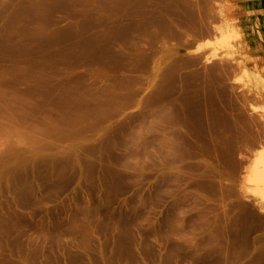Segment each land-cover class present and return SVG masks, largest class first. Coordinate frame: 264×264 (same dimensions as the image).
Here are the masks:
<instances>
[{"label": "rangeland", "instance_id": "374dc122", "mask_svg": "<svg viewBox=\"0 0 264 264\" xmlns=\"http://www.w3.org/2000/svg\"><path fill=\"white\" fill-rule=\"evenodd\" d=\"M234 1L0 0V264H264Z\"/></svg>", "mask_w": 264, "mask_h": 264}, {"label": "crops", "instance_id": "0c3cea01", "mask_svg": "<svg viewBox=\"0 0 264 264\" xmlns=\"http://www.w3.org/2000/svg\"><path fill=\"white\" fill-rule=\"evenodd\" d=\"M243 1L245 4L242 3ZM243 1L242 0H235L234 1L235 4L237 5V12L235 15L236 19H237L236 22L241 27L242 33H243L241 35V38H240V41H241L240 46L242 48L244 47L243 50L247 52L248 62L251 64L250 68L248 70L252 69V70H254V72H256V71L260 72V70L264 71V63H263L264 62V40H263L264 39V37H263L264 36V20H262V18L260 17L259 7H257L255 5V3L258 0H243ZM249 2H250V4H249ZM258 18H260V19H258ZM255 22H257V23H255ZM258 26H259V28H258ZM256 32H258V33H256ZM250 41H251V43H250ZM242 42L243 43L245 42L246 44H243ZM241 43H242V45H241ZM258 44H259V46H258ZM261 45H263V46H261ZM261 47H262V49H261ZM262 105L264 107L263 102H262Z\"/></svg>", "mask_w": 264, "mask_h": 264}, {"label": "bare ground", "instance_id": "6f19581e", "mask_svg": "<svg viewBox=\"0 0 264 264\" xmlns=\"http://www.w3.org/2000/svg\"><path fill=\"white\" fill-rule=\"evenodd\" d=\"M243 1V0H242ZM231 3H233V2H231ZM243 4H245L244 3V1L242 2ZM240 4V3H239ZM242 4V5H243ZM247 4V3H246ZM249 4H250V2H249ZM255 5L257 6V7H259V9H260V17L262 18V20H264V0H258L256 3H255ZM248 6V5H247ZM254 6V5H253ZM242 7V6H241ZM255 8V7H254ZM234 9V8H233ZM224 10V9H223ZM259 15V14H258ZM222 16H220V18H221ZM248 17V16H247ZM228 18V17H227ZM222 19V18H221ZM225 19V18H224ZM258 19H260V18H258ZM257 19V20H258ZM226 21V20H225ZM230 21V20H229ZM226 23H227V21H226ZM255 23H257V22H255ZM224 24V23H223ZM231 24V23H230ZM229 24V25H230ZM240 24V23H239ZM261 24V23H260ZM235 25H237V24H235ZM223 26V25H222ZM228 26V25H227ZM227 26H225V27H227ZM231 26V25H230ZM216 28H217V26H216ZM232 28V27H231ZM231 28H230V30H231ZM234 28V27H233ZM232 28V29H233ZM258 28H259V26H258ZM213 29H215V28H213ZM222 30H223V28H221ZM220 29V30H221ZM236 29V33H238V37H240L241 38V35L243 34L242 33V29H241V27L239 26V25H237V27L235 28ZM256 29V28H255ZM218 30V29H217ZM216 30V31H217ZM222 30L220 31V32H222ZM225 30V29H224ZM227 30V29H226ZM229 31V30H228ZM234 31V30H233ZM219 32V31H218ZM229 33V32H228ZM256 33H258V32H256ZM262 33V32H261ZM220 34V33H219ZM223 34H226L225 32L223 33ZM230 34H231V31H230ZM232 34H235V33H232ZM231 34V35H232ZM229 35V34H228ZM230 35V36H231ZM232 36H234V35H232ZM236 36V35H235ZM220 37V36H219ZM224 37V36H223ZM222 36H221V38H223ZM229 37V36H228ZM245 37V36H244ZM264 37V36H263ZM225 38V37H224ZM234 38V37H233ZM236 38V37H235ZM219 39V38H218ZM246 39V38H245ZM244 39V40H245ZM226 40V39H225ZM228 40H230V38L228 39ZM228 40H226V41H228ZM264 40V39H263ZM231 41V40H230ZM237 41V40H236ZM240 41V40H239ZM209 42V41H208ZM223 42V41H222ZM231 43V42H230ZM234 43V42H233ZM243 43V42H242ZM242 43H241V45H242ZM250 43H251V41H250ZM229 44V43H228ZM243 44H246L245 42L243 43ZM254 44V43H253ZM256 44V43H255ZM202 42L200 43V47H202ZM220 45H221V43H220ZM223 45V44H222ZM232 45H234V44H232ZM197 46H198V49H200V47H199V44H197ZM224 46V45H223ZM226 46V45H225ZM244 46V45H243ZM248 46V45H247ZM258 46H259V44H258ZM261 46H263V45H261ZM195 48H197V47H195ZM230 48V47H229ZM242 49H244V47L242 48ZM261 49H262V47H261ZM229 50V49H228ZM214 53V52H213ZM216 53V52H215ZM228 53V52H227ZM240 53H242V52H240ZM231 53H230V51H229V55H230ZM233 55V54H232ZM215 56V55H214ZM263 56V55H262ZM211 57V56H210ZM243 57V56H242ZM264 63V62H263ZM239 64V63H238ZM245 67V66H244ZM242 71H243V68H242ZM229 72V71H228ZM233 72V71H232ZM244 72V71H243ZM246 72H247V70H246ZM235 73V72H234ZM234 73H232V75L234 74ZM236 74V73H235ZM247 74L250 76V77H253V76H256V73L254 72V70H252V69H250V70H248V72H247ZM230 76H231V74H229ZM246 75V74H245ZM228 76V75H227ZM249 76H247V78H249ZM246 77V76H245ZM237 78H238V76H237ZM242 78V77H241ZM240 77L238 78V79H241ZM246 78V79H247ZM225 79V78H224ZM228 79V78H227ZM232 80H233V77H232ZM244 81V80H243ZM263 81V80H262ZM251 83V82H250ZM247 84V83H246ZM252 86V85H251ZM254 87V86H253ZM263 147V146H262ZM261 147V150L263 151V149H264V147L262 148ZM259 148V150H260V147H258ZM256 151V150H255ZM258 151V150H257ZM261 152V151H260ZM258 154H260L259 152H257ZM255 155H256V153H254ZM253 154V155H254ZM263 154V153H262ZM261 154V155H262ZM252 156V155H251ZM248 157V156H247ZM257 157V156H256ZM259 157V156H258ZM261 158H257L259 161H260V159H262V161H258L256 164H257V168H258V170H254L253 172H249V173H247L248 175H245L246 176V178L249 180V182L252 180L256 185H258V187H256L255 188V186H254V188L255 189H260V190H258V193L256 194V195H254V199L252 200V201H254L256 204L255 205H259V207H261V209L262 208H264V159L262 158L263 157V155L262 156H260ZM248 159H249V157H248ZM253 159V158H252ZM256 159V160H257ZM245 160V159H244ZM249 160H251V159H249ZM249 160H245V163L246 162H248ZM255 160V161H256ZM252 161V160H251ZM246 164H248V163H246ZM253 164V163H252ZM255 165V164H254ZM242 167H243V165H242ZM256 167V166H255ZM244 168V167H243ZM242 168V169H243ZM245 169H246V167H245ZM245 169H243V171L245 170ZM246 172V171H245ZM243 174V173H242ZM239 175H240V173H239ZM241 177H242V175H240ZM248 176V177H247ZM240 177V178H241ZM245 178V179H246ZM248 180H246V181H244V182H248ZM251 181V182H252ZM244 182L242 183V186L244 185ZM239 183V182H238ZM241 184V183H240ZM239 184V185H240ZM248 184V183H247ZM246 185V184H245ZM245 185H244V189H247L246 187H245ZM242 186H240V188L242 187ZM248 186V185H247ZM252 186H253V183H252ZM236 187V186H235ZM260 187V188H259ZM251 188H253V187H251ZM253 188V189H254ZM239 189V188H238ZM242 189V188H241ZM250 189V187H248V190ZM236 191V190H235ZM251 191H252V189L250 190V192L249 191H247L248 193H247V195H248V197L250 196V195H252V194H250L251 193ZM236 193H238V191L236 192ZM239 193H241L240 191H239ZM254 193V192H253ZM235 195V194H234ZM240 195V194H239ZM244 195V194H243ZM241 197V196H240ZM243 197V196H242ZM244 198V197H243ZM246 198V197H245ZM237 199V198H236ZM247 199V198H246ZM250 199H251V197H250ZM249 200V199H248ZM244 201V200H243ZM252 201H250L251 203H253L254 204V202H252ZM241 202V201H240ZM242 203V202H241ZM248 203V201L246 202V203H244V204H247ZM243 204V205H244ZM243 205H242V209H243ZM251 205V204H250ZM253 207H252V210H253V208L255 209V207H254V205H252ZM245 207V206H244ZM249 205H248V207H246V209H249ZM258 207V206H257ZM240 209V208H239ZM241 209V210H242ZM250 209H251V207H250ZM249 209V210H250ZM257 210V209H256ZM251 211V210H250ZM262 211H264V210H259V211H257V212H262ZM248 213H249V211H247ZM251 212H253L254 213V215H255V210H253V211H251ZM256 212V213H257ZM263 213V212H262ZM258 214V213H257ZM264 214V213H263ZM259 215V214H258ZM262 214H260L259 216H261ZM242 216V215H241ZM247 216V215H246ZM243 217V216H242ZM264 217V216H263ZM257 218V217H256ZM237 219H238V216H237ZM241 219V218H240ZM251 219V218H250ZM253 219V218H252ZM258 219V218H257ZM241 220H243V219H241ZM238 221L239 220H237V223L235 224V226L238 224ZM264 221V220H263ZM239 223H240V221H239ZM240 224H242V223H240ZM242 226V225H241ZM243 227V226H242ZM237 228H238V225H237ZM240 228V227H239ZM246 228V227H245ZM244 228V229H245ZM237 230H240V229H237ZM243 230V229H242ZM237 233H239V232H237ZM232 238V237H231ZM261 245H263V244H261ZM264 247V246H263ZM262 248V247H261ZM262 254V253H261ZM257 255V254H256ZM260 255V254H259ZM252 258H254V256L252 257Z\"/></svg>", "mask_w": 264, "mask_h": 264}]
</instances>
